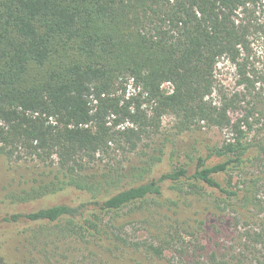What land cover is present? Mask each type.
<instances>
[{
  "label": "trees",
  "instance_id": "trees-1",
  "mask_svg": "<svg viewBox=\"0 0 264 264\" xmlns=\"http://www.w3.org/2000/svg\"><path fill=\"white\" fill-rule=\"evenodd\" d=\"M263 37L264 0H0V164L36 163L0 192V264H37L30 248L50 257L54 236L119 256L115 264H162L168 250L170 264H264V137L252 136V111L232 119L233 98L211 99L221 59L256 85L248 61ZM165 115L180 132L203 123L232 138L195 145L179 164L170 139L140 165L116 159ZM209 191L235 213L225 220L243 228L240 247L200 262L173 225L157 243L124 235L136 209ZM52 197L61 198L27 208Z\"/></svg>",
  "mask_w": 264,
  "mask_h": 264
},
{
  "label": "rangeland",
  "instance_id": "rangeland-1",
  "mask_svg": "<svg viewBox=\"0 0 264 264\" xmlns=\"http://www.w3.org/2000/svg\"><path fill=\"white\" fill-rule=\"evenodd\" d=\"M248 65L252 77L257 81L254 87L246 86L241 83L235 66L227 59H221L215 69V91L211 99L214 103H222L227 99H234L236 108L229 111L232 119L247 115L252 111L255 115L252 118V136L264 137V37L254 43L252 55L249 58ZM168 85L165 84V87ZM168 88V87H167ZM128 91H131L128 88ZM232 138L231 132L226 128L209 126L201 123L200 126H194L186 131H178L175 126V120L169 115L162 118L161 127L157 134L144 136L139 143L136 151L123 157L120 153L116 155L117 160L123 159L125 167L140 165L148 156L155 154L157 147L164 139H170L174 143V164L186 161L187 157L194 154V146L200 144L220 145ZM1 163V160H0ZM100 166L105 163L103 159ZM34 161H17L8 164H0V192L3 186L11 183V188L18 185L33 170H36ZM99 166V165H98ZM99 166V167H100ZM260 166L252 167L248 171H258ZM13 178V179H12ZM259 197L264 202V181H261ZM208 191V190H207ZM204 195H191L179 192L174 204L151 205L149 210L136 209L133 214V220L125 229V236L131 241L147 239L157 243L161 237L156 240V234L167 232L169 225L182 231L186 243L194 244L197 249L200 262H209V256L212 251H221L226 248L236 247L239 237L243 234V228L240 223L236 225L235 221L226 219L234 216L230 206L219 203L216 206V194L208 192ZM76 196V194H75ZM175 196V195H174ZM61 197H52L40 202L28 205L27 208H37L43 205L52 204L60 200ZM256 213L252 210L250 214ZM264 213V210H263ZM224 217L222 220L216 218ZM163 225L162 231L159 226ZM188 232H191L189 234ZM153 235H155L153 239ZM178 248L182 245H176ZM174 248V246H172ZM201 248V249H200ZM31 249V254L25 251L30 259L33 258L37 264H115L119 263V256L114 257L99 251L94 245H85L82 242H68L66 239L55 237L48 243L50 257L44 256L42 249ZM172 249V248H170ZM132 249H126L125 255H132ZM140 257V253L132 255ZM131 256V257H132ZM165 258L161 260L162 264H170L177 260V253L168 250ZM128 257V256H127ZM127 264V263H123ZM198 264V263H197Z\"/></svg>",
  "mask_w": 264,
  "mask_h": 264
}]
</instances>
